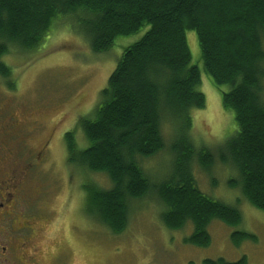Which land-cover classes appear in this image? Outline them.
Returning a JSON list of instances; mask_svg holds the SVG:
<instances>
[{"label":"trees","instance_id":"obj_1","mask_svg":"<svg viewBox=\"0 0 264 264\" xmlns=\"http://www.w3.org/2000/svg\"><path fill=\"white\" fill-rule=\"evenodd\" d=\"M64 17L85 27L95 53L107 52L118 36L145 30L124 48L97 103L78 120L88 145L78 147L74 132L64 133L70 162L104 173L111 182L109 189L86 183L89 211L120 233L127 226L130 199L155 190L164 206L163 223L179 229L192 222L187 241L200 247L210 243L212 219L231 227L240 223L236 207L203 193L190 172L179 175L185 172L181 162L196 152L188 135L189 112L205 104L197 90L199 68L191 65L188 30L197 35L212 83L229 88L222 92V104L232 110L236 129L220 148L221 160L234 163L242 193L264 210V0H0V57L11 47L20 52L37 48L51 25ZM9 72L0 62V74ZM168 114H178L181 123L170 148L179 167L175 176L152 185L138 158L162 150L161 125ZM196 153L202 167L213 163L209 149ZM248 237L232 234L235 243ZM203 264H246V259H205Z\"/></svg>","mask_w":264,"mask_h":264},{"label":"rangeland","instance_id":"obj_2","mask_svg":"<svg viewBox=\"0 0 264 264\" xmlns=\"http://www.w3.org/2000/svg\"><path fill=\"white\" fill-rule=\"evenodd\" d=\"M51 28L37 48L20 52L11 47L0 57L10 71L6 77L0 74V105L5 104L0 106L2 191L12 192L14 199H18V189L23 191L24 200L17 202L15 218L26 220L34 229L26 233L29 239L13 254L1 252L2 246L9 247L10 236L0 234V264H203L205 259L236 261L241 257L246 264H264V210L251 205L242 193L234 163L220 157V148L236 129L232 110L222 104V92L229 88L215 86L204 70L196 33L188 30L186 38L191 65L200 71L197 90L204 94L205 104L189 112L188 135L196 152L207 148L214 160L204 168L195 152L190 160L181 162L185 172L178 174L190 172L203 193L236 207L241 214L234 227L212 219L207 226L210 243L205 247L187 241L193 232L192 222L179 229H169L163 223L160 213L164 206L155 190L130 199L126 228L112 232L87 209L85 186L93 181L109 189L110 180L68 158L64 133L72 130L78 147L88 145L78 120L97 103L98 93L124 48L145 30L118 36L107 52L95 53L85 27L77 20L64 17ZM261 97L264 102V78ZM10 114L20 125H10ZM174 115H166L169 122L162 120V150L138 158L152 185L177 174V156L170 148L181 123L178 114L177 118ZM10 137L12 141H8ZM19 203L22 206L17 208ZM234 231L250 237L238 238L235 243Z\"/></svg>","mask_w":264,"mask_h":264},{"label":"flooded vegetation","instance_id":"obj_3","mask_svg":"<svg viewBox=\"0 0 264 264\" xmlns=\"http://www.w3.org/2000/svg\"><path fill=\"white\" fill-rule=\"evenodd\" d=\"M5 104H1L0 106H4ZM14 114V113H13ZM13 118V116L10 114L8 119L10 121V125H20V121ZM18 122V123H17ZM9 125V126H10ZM1 135H0V141H1ZM13 138L10 137L8 141H12ZM0 169L2 167L0 166ZM2 173L0 172V175ZM3 181L0 180V234H8L10 236V242L8 243L9 247L2 246L1 252L6 253L9 252L10 254H13L15 250L21 247V245H25V241L29 239V236L26 235V233L31 232L33 229V226H31L26 220H20L16 219V206L17 202H21V199L24 200L23 196L24 193L22 190H17L16 195L18 199L13 198L12 192H3ZM17 189V188H15ZM8 203H11L8 206ZM22 206V203H19L18 207ZM21 215H24V212L22 210L19 211ZM17 237L21 238V240H17ZM13 238V239H12ZM15 243H19L15 246Z\"/></svg>","mask_w":264,"mask_h":264},{"label":"bare ground","instance_id":"obj_4","mask_svg":"<svg viewBox=\"0 0 264 264\" xmlns=\"http://www.w3.org/2000/svg\"><path fill=\"white\" fill-rule=\"evenodd\" d=\"M99 220V219H98Z\"/></svg>","mask_w":264,"mask_h":264}]
</instances>
